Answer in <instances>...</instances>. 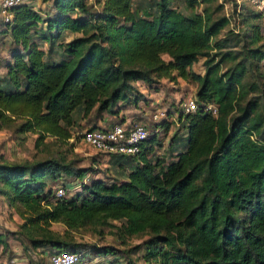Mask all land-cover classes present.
<instances>
[{"label": "trees", "instance_id": "16d2710c", "mask_svg": "<svg viewBox=\"0 0 264 264\" xmlns=\"http://www.w3.org/2000/svg\"><path fill=\"white\" fill-rule=\"evenodd\" d=\"M38 1L49 17L24 2L12 9L8 25L0 22L11 43L1 66L0 130L35 135L36 145L47 137L66 143L74 112L115 116L118 103H136L133 83L181 79L197 88L195 112L174 109L179 129L168 160L150 157L159 145L154 135L135 156H107L123 169L122 182L84 183L91 169L61 157L16 164L0 156V200L21 220L17 234L29 248L48 249L50 256L72 252L79 264L84 246L61 239L51 225L107 226L122 244L149 235L142 243L146 264H264V41L256 23L262 15L245 12V29L235 34L216 0H154V15L133 12L131 0ZM175 2L203 6L185 17ZM66 34L76 36L51 58L52 45ZM199 59L202 76L191 71ZM248 94L255 95L245 100ZM208 105L215 115L202 111ZM157 123L168 131L165 120ZM66 179L79 190L56 199L48 184Z\"/></svg>", "mask_w": 264, "mask_h": 264}, {"label": "rangeland", "instance_id": "374dc122", "mask_svg": "<svg viewBox=\"0 0 264 264\" xmlns=\"http://www.w3.org/2000/svg\"><path fill=\"white\" fill-rule=\"evenodd\" d=\"M24 2L31 5L35 11H38L42 18L51 15L48 6L38 0H24ZM216 3L222 5V11L219 15L229 20L231 26H233L232 28L235 29V34L242 33L245 29L244 25L243 27L241 26L242 15L245 12H259L262 17L256 23L260 26L264 41V2H259L258 0H216ZM216 3L214 2L213 5H216ZM172 6L181 15L191 17L195 13H200L203 5L194 10L186 8L182 2H175ZM131 10L138 14L147 11L154 15V0H131ZM39 27L40 32H42L43 26ZM75 36L66 34L63 38L54 42L50 57L56 59L62 56V47ZM223 37L224 32L218 36L219 39ZM34 40L44 52L48 51L46 44H42L36 39ZM227 47L233 51H238L240 45L234 46L233 43L229 42ZM10 49V38L7 36L2 37L0 34V77L4 74L1 66L9 60ZM162 59L164 61L168 60L165 56H162ZM203 61L204 59H199L192 66L191 71L194 74L203 75ZM228 67L229 64H224L221 71ZM133 86L135 92L132 96L130 95V100H132L133 95H136V103H132V101L128 105L118 103L114 109L115 116L106 113L98 114L92 110L88 116L82 117L80 112H74L73 124L69 130L71 138L66 143L47 137L39 145H36L35 135L16 136L11 131L0 130V156L6 162L16 164H30L61 157L66 162L71 161L74 168L91 169L88 176L84 178V183H88L90 180H99L106 184L122 182L125 178L123 169L118 168V164H114L108 157L84 145L80 137L85 130L90 128H102L111 124L125 122L145 125L149 136L154 135L159 142V145L153 147V153L150 157H164L168 160L170 157L166 152L167 147L177 132L176 130L179 129L174 109L180 107V104L193 100L197 84L189 80L175 79L174 82L160 80L158 83L149 86L136 82L133 83ZM254 95L248 94L245 100ZM156 113L169 114L170 117L166 115L165 118L166 123L170 125L167 132L160 129L158 123L152 122V115ZM181 136L182 131L180 130L177 137ZM63 182L57 180L54 184L49 183L47 188L54 192L58 187L64 186L66 189L64 196L66 198L79 190L78 184L70 183L69 179ZM20 224L21 220L19 217L0 200V234L2 235L0 238L4 240L3 244L0 245V261L4 264H49V256L51 254L48 249L32 250L24 239L17 234ZM50 230L56 232L61 239H69L75 244L84 246L82 248V251H84L83 258H81L79 264H146L143 260L142 243L149 239L147 234L132 237L122 244L115 239L113 230L107 226L89 225L76 231H66L61 224H52ZM105 247L112 248L115 254L105 258L96 257L94 254L96 249ZM135 247L140 248L133 252L132 250Z\"/></svg>", "mask_w": 264, "mask_h": 264}, {"label": "built area", "instance_id": "2783aa9c", "mask_svg": "<svg viewBox=\"0 0 264 264\" xmlns=\"http://www.w3.org/2000/svg\"><path fill=\"white\" fill-rule=\"evenodd\" d=\"M24 3V0H0V22L8 25L11 21L12 9ZM235 29L233 28V31ZM185 113L196 111L193 101H188L180 105ZM203 112L216 114V109L208 105L202 109ZM166 115L156 113L152 115V122L157 123L165 120ZM149 137L145 125L141 123H121L111 124L102 128L85 130L80 137L81 142L101 155H123L135 156L140 152L141 144ZM65 195V188L58 187L54 190L53 196L59 199ZM77 255L72 252L61 251L49 257V264H75Z\"/></svg>", "mask_w": 264, "mask_h": 264}, {"label": "crops", "instance_id": "0c3cea01", "mask_svg": "<svg viewBox=\"0 0 264 264\" xmlns=\"http://www.w3.org/2000/svg\"><path fill=\"white\" fill-rule=\"evenodd\" d=\"M0 264H4V263L0 261Z\"/></svg>", "mask_w": 264, "mask_h": 264}]
</instances>
